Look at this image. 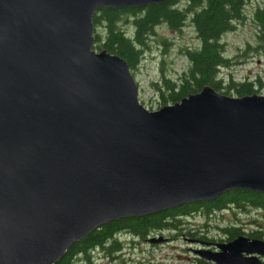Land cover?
I'll list each match as a JSON object with an SVG mask.
<instances>
[{
	"label": "water",
	"instance_id": "obj_1",
	"mask_svg": "<svg viewBox=\"0 0 264 264\" xmlns=\"http://www.w3.org/2000/svg\"><path fill=\"white\" fill-rule=\"evenodd\" d=\"M161 1L0 0V264H54L112 219L264 193L263 93L206 84L149 109L128 62L93 48L97 9ZM218 245L196 251L261 264L242 252L263 238Z\"/></svg>",
	"mask_w": 264,
	"mask_h": 264
},
{
	"label": "trees",
	"instance_id": "obj_2",
	"mask_svg": "<svg viewBox=\"0 0 264 264\" xmlns=\"http://www.w3.org/2000/svg\"><path fill=\"white\" fill-rule=\"evenodd\" d=\"M251 4L252 10L247 13L246 9ZM247 16L251 17L256 28L254 43L248 42L247 47L264 58V0H164L141 6H102L92 17L93 48L106 49L120 55L128 62L131 70L143 56L149 37L155 33L156 26L164 25L170 29L180 30L188 24L193 27L199 42L183 49L189 63L176 77L165 73L160 66L159 79L151 83L160 105L180 100L206 84L225 94L253 93L262 87L259 78L236 80L230 76L224 81L218 74L221 67L229 65L224 38ZM129 24L132 25L130 32ZM228 206L242 210L253 207L261 210L264 215V193L239 187L210 199L184 202L148 214L112 219L74 241L54 264H72L74 257L78 255L88 259L90 252L99 247L105 250L106 254L113 255L115 251L122 249L123 241L118 239L121 235L143 238L151 232L163 229L180 230L182 217L194 212L208 215ZM248 223L262 224L255 219L249 220ZM240 225L230 220L225 221L220 228L233 236L244 230ZM140 263L152 264L148 260L122 262Z\"/></svg>",
	"mask_w": 264,
	"mask_h": 264
},
{
	"label": "rangeland",
	"instance_id": "obj_3",
	"mask_svg": "<svg viewBox=\"0 0 264 264\" xmlns=\"http://www.w3.org/2000/svg\"><path fill=\"white\" fill-rule=\"evenodd\" d=\"M252 6L246 9L250 13ZM251 16V15H250ZM248 16L242 23L238 24L233 31L226 34L225 54L228 56L229 65L219 69L220 77L223 80L232 76L236 80L259 78L262 87L258 93L264 94V58L256 55L247 47V43H254L255 25ZM129 23V22H128ZM132 25H128L130 32ZM195 31L191 25H184L180 30L170 29L164 25L156 26V31L149 37L148 46L144 49L143 56L138 64L131 69V72L139 85V100L149 109L160 106L157 101L156 92L152 81L159 79L160 66L165 73L176 77L188 66V59L183 53L186 46L198 44ZM164 49H166L164 51ZM230 94V93H229ZM230 95H235L231 93ZM228 206L223 210H216L211 214L203 215L202 212H194L189 216L182 217L180 230L163 229L162 234L169 236L161 245L154 242L149 243L140 238L121 235L118 239L123 241L122 249L117 250L113 255L106 254L105 250L94 248L88 259L83 255L74 257L72 264H122L123 261L148 260L159 264H197L192 257L193 251L189 247H200L195 238L203 232L212 239L222 237L219 230L225 221H236L245 231L260 228L264 232V215L261 210L248 207L247 210L231 208ZM256 220L263 224H251L249 220ZM241 221V222H240ZM254 223V222H252ZM176 230V231H173ZM173 231V232H170ZM154 231L152 235H158ZM187 237V238H186ZM198 245V246H196Z\"/></svg>",
	"mask_w": 264,
	"mask_h": 264
},
{
	"label": "flooded vegetation",
	"instance_id": "obj_4",
	"mask_svg": "<svg viewBox=\"0 0 264 264\" xmlns=\"http://www.w3.org/2000/svg\"><path fill=\"white\" fill-rule=\"evenodd\" d=\"M252 5L253 4H251V6ZM240 23H242V22H240ZM240 23H237V25L240 24ZM252 23L254 25V22L253 21H252ZM261 57H263V56H261ZM260 228L251 229L249 231L243 230V231L237 232L233 236H230L228 233H226L225 231L221 230V228H219V230H220V232L222 234V237H219L217 239L209 238L203 232V234H200V235H198L195 238H190L192 240H195L196 242H199L197 244L201 245L200 247H189L194 252L193 255H192V257L194 258V260L196 261L197 264H215V262L213 260H210V259H206L204 257H201L196 250L198 248H210L212 250H218L219 249V245H218L219 243L228 242V241L232 240L238 234H245V235L249 236L250 238L251 237H259V238H263L264 239V232ZM173 231H176V230H173ZM173 231H170V232H173ZM152 233H154V232H151L150 234H152ZM157 233H158V235H152V236H161L162 237V240L157 241V242H160V243L157 244V246L159 244L161 245L163 243L161 241H166L167 238H171L169 236L163 235L162 234V230L161 231H158ZM150 234H148L147 236H145L143 238H140V239H143V240L149 242L148 237L150 236ZM149 243H154V242H149ZM196 246H198V245H196ZM242 253H243V256L244 257H250L251 255L255 254L260 259L261 264H264V252L263 253H250V252L243 251ZM140 264H144V263H140ZM154 264H159V263H154Z\"/></svg>",
	"mask_w": 264,
	"mask_h": 264
}]
</instances>
